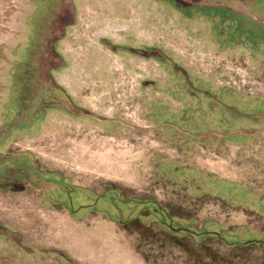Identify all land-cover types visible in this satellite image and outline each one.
<instances>
[{
    "label": "rangeland",
    "instance_id": "374dc122",
    "mask_svg": "<svg viewBox=\"0 0 264 264\" xmlns=\"http://www.w3.org/2000/svg\"><path fill=\"white\" fill-rule=\"evenodd\" d=\"M200 1L229 46L160 0L131 68L125 0H0V264H264V0Z\"/></svg>",
    "mask_w": 264,
    "mask_h": 264
},
{
    "label": "crops",
    "instance_id": "0c3cea01",
    "mask_svg": "<svg viewBox=\"0 0 264 264\" xmlns=\"http://www.w3.org/2000/svg\"><path fill=\"white\" fill-rule=\"evenodd\" d=\"M128 6H135V9L140 12V18L138 22L134 24H129L128 20L124 25H121V30L112 35L110 28L108 29V35L104 34L103 42L110 46L108 49V61H112V56L114 55L113 61L122 59L123 61L129 62L132 68H141L143 59L141 52L143 49L150 50L151 63H155L157 66V54L153 58V51L156 53L159 51V34L157 30L158 25V13H159V3L160 0H125ZM166 2L170 6L173 5V17L174 19L182 25L183 29L186 28L185 32L178 36L177 43L183 46H188V51L190 50L189 57H197L198 54L203 52H217L223 49L224 46H229L224 41L222 37H225L229 43H231V38L229 35H223V30L228 33L229 22L226 20L222 14L223 11L216 4H209L201 2L200 0H195L185 4L184 8L174 5L172 1L174 0H161ZM211 14V16L209 15ZM216 17L221 23V26L216 29L212 26V18ZM150 22V30L143 31V20ZM105 23V20H104ZM110 23V22H109ZM156 28V29H155ZM87 45H97L99 44L98 36H87ZM92 38V40H90ZM182 49V48H181ZM181 51V50H180ZM182 55L185 56L184 52ZM188 57V56H187ZM127 66V65H126Z\"/></svg>",
    "mask_w": 264,
    "mask_h": 264
}]
</instances>
